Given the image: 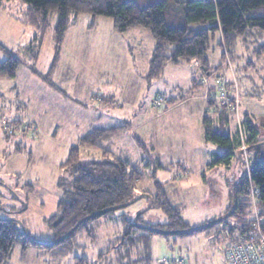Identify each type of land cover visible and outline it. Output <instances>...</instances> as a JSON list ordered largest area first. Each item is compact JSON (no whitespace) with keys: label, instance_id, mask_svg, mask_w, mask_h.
<instances>
[{"label":"rangeland","instance_id":"374dc122","mask_svg":"<svg viewBox=\"0 0 264 264\" xmlns=\"http://www.w3.org/2000/svg\"><path fill=\"white\" fill-rule=\"evenodd\" d=\"M0 2V43L22 60L17 77H0V218L17 220L31 235L47 240L54 236L47 219L59 213L63 187L74 178L61 164L70 147L96 126L131 122L132 128L124 126L104 147L143 171L133 194L137 200L118 210H125L128 220L134 223L132 211L144 206L143 217L131 234L121 232L115 218H110L117 214H111L90 220L88 229L79 231L80 247L65 250L58 246L42 258L37 253L43 249L31 247L30 252L23 254L18 244L9 263L76 264V256H80L89 258L90 264H132L133 253L138 251L135 255L150 264H164L166 259L177 258L184 259L185 264H226L227 229L237 222V216L230 214L232 182L236 177L235 185L241 186L247 167L239 145L234 148L229 166L209 165L215 153L223 154L228 147L205 140L202 103L191 95L203 90L197 92L193 88V79L207 86L209 98L215 99L213 107L231 112L232 133L238 128L243 132V119L248 114L259 131L263 141L260 147L264 150V53L259 52L264 44V30L249 28L238 42L234 57L224 42L223 59V49L212 42L208 77L203 68L200 71L188 64L169 63L163 76L148 84L144 73L154 49L153 35L150 34L140 54L135 37L117 32L111 17L98 16L95 27L91 14H81L69 25L53 76L66 96L31 71L32 58L27 46L36 30L23 20L28 5L22 0ZM57 20V12L52 11L37 62L41 72L49 70L54 58ZM7 56L0 50V60ZM198 71L202 73L200 77ZM223 82L230 90L232 86L238 87V113L218 97ZM185 93L190 95L188 101L167 103L168 98L180 99ZM159 94L164 98L160 101L162 109L154 103ZM96 97H106V101L99 105ZM9 129L14 133H9ZM137 139L144 147L138 146ZM250 157L253 166V150ZM103 158V149L82 150V162ZM156 161L160 167L156 168ZM156 180L162 183L170 203L192 225L225 218L202 232L184 236L156 234L149 242L143 236L148 233L143 227L168 221L163 209L150 205V194L158 193ZM145 193L149 196H143Z\"/></svg>","mask_w":264,"mask_h":264},{"label":"trees","instance_id":"16d2710c","mask_svg":"<svg viewBox=\"0 0 264 264\" xmlns=\"http://www.w3.org/2000/svg\"><path fill=\"white\" fill-rule=\"evenodd\" d=\"M26 3L27 12L24 17L26 25L33 27L36 33L27 46L32 63L31 70L39 75L48 84L57 87L53 81V74L60 62L66 31L72 19L81 14H91L93 18L108 16L113 19L117 32L124 33L131 28L143 27L153 34L156 44L149 61V67L144 77L148 84L161 78L169 63H189L198 59L201 67L210 72V58L208 53L215 42L223 49L224 42L231 55L236 56L238 42L245 37L249 28L258 27L264 30V0H22ZM57 12L58 20L55 26V51L51 67L47 72L37 68L41 48L46 33L51 25L50 13ZM0 50L8 56L0 60V77L15 78L22 65V60L13 51L0 43ZM260 53H264V44L260 46ZM193 88L197 89L198 81L193 79ZM200 85V84H199ZM59 89V88H58ZM188 93L182 94L180 99H170L168 104H175L188 98ZM106 101L104 97H96V101ZM214 98L208 99V105L203 117L204 136L206 141L227 146L223 154H214L209 164L230 165L239 145L241 152L242 137L239 128L235 133L229 131L231 112L214 109ZM168 105L165 106L167 108ZM164 108V105H163ZM236 113V112H235ZM218 124V125H217ZM245 141L249 151H254L255 161L251 167V174L255 184L261 190L264 202V150L261 149L263 141L259 137L257 127L247 115L242 123ZM30 126V123H28ZM125 124L110 127H95L79 138L78 142L70 147L68 157L61 164L63 168L71 171L73 180L63 187L58 202V212L47 219L54 232V238L47 240L31 235L23 230L15 219L0 218V264H5L20 244L23 250L36 247L51 252L56 247L70 249L79 245V231L88 229V222L95 218L113 214L124 204L133 201L136 183L143 173L137 165L128 159L112 155V151L104 147L105 142L115 136ZM218 126V127H217ZM140 147L142 142L138 140ZM144 147V146H143ZM103 149L104 158L82 162V150ZM20 151V148L16 149ZM156 168L160 163L156 161ZM156 177V172H153ZM241 186L237 187L235 177L232 182V209L231 213L237 216V222L231 227H239L248 213L246 193L248 178L241 176ZM0 184L2 182L0 181ZM158 193L150 194L152 207L161 208L166 213L168 221L145 228L150 235H192L202 232L215 225L218 221L213 219L198 225H192L182 216L180 209L170 203L162 183L156 180ZM145 193L143 196H146ZM134 203V202H133ZM129 206V205H125ZM106 210V211H105ZM105 211L97 216V212ZM87 220L82 221V219ZM142 218L140 213L135 222H130L123 215L126 234H131L133 227L137 226ZM82 221V222H81ZM142 227V226H138ZM94 236L93 234H90ZM63 253L65 251L61 250ZM76 264H90L86 258L76 256Z\"/></svg>","mask_w":264,"mask_h":264},{"label":"built area","instance_id":"2783aa9c","mask_svg":"<svg viewBox=\"0 0 264 264\" xmlns=\"http://www.w3.org/2000/svg\"><path fill=\"white\" fill-rule=\"evenodd\" d=\"M228 62L231 63L229 57ZM196 64L202 68L199 62ZM231 88L232 90L223 82L218 97L228 107L235 108V112L238 113L240 106V97L236 93L238 87L232 86ZM162 99H164L163 95L159 94L154 100V103L159 105L161 109L163 108L160 103ZM8 132L14 133L12 129H9ZM241 137V154L247 167L248 189L246 201L249 207L244 222L239 227L227 229L228 242L225 249V259L226 264H264V202L261 198V190L252 178L250 151L242 131ZM164 264H185V262L181 258L166 259Z\"/></svg>","mask_w":264,"mask_h":264},{"label":"crops","instance_id":"0c3cea01","mask_svg":"<svg viewBox=\"0 0 264 264\" xmlns=\"http://www.w3.org/2000/svg\"><path fill=\"white\" fill-rule=\"evenodd\" d=\"M0 1H2V0H0ZM1 3V2H0ZM97 18V17H96ZM96 18H94L93 20H95L94 21V26L96 27V25H97V19ZM73 20V22L75 23L76 21H77V19H72ZM72 22V23H73ZM149 29H147L146 30V28L145 29H143V27H135V28H131V29H129L127 32H124V33H126V34H128L129 36H131V37H135V44L137 45V47H138V49H139V52H140V54H141V50H142V48L145 46V43H146V41H148L149 39H150V37H151V35L150 34H152V33H150L151 31L149 30ZM67 32V31H66ZM124 33H121V34H124ZM153 35V34H152ZM154 37V36H153ZM66 39V34H65V38H64V40ZM154 41H155V38H154ZM155 44H156V41H155ZM155 44H154V48H155ZM63 50V49H62ZM154 50V49H153ZM131 52H132V50H131ZM130 52V53H131ZM152 53H153V51H152ZM62 54V53H61ZM151 56H152V54H151ZM61 58V57H60ZM147 61H148V58H147V60H146V63H147ZM149 61H150V59H149ZM199 62L198 61V59H193L192 60V62L189 64V63H186V62H180V63H182V64H188V66L189 67H191V68H193V69H197V70H200L201 68L199 67V66H197L196 65V62ZM141 63H143V65H144V62H141ZM179 63V64H180ZM58 66H59V64H58ZM58 66H57V68L55 69V71L58 69ZM148 67H149V63H147V70H148ZM202 70V69H201ZM200 70V71H201ZM32 71V70H31ZM54 71V72H55ZM147 72V71H146ZM201 72H199L198 71V76L199 75H201L200 74ZM145 74V73H144ZM205 74L207 75V77H208V72H205ZM18 75V74H17ZM53 76H54V74H53ZM17 77V76H16ZM200 77V76H199ZM195 79V78H194ZM197 79V78H196ZM44 81V80H43ZM53 81L55 82V79H53ZM44 82H46V81H44ZM56 83V82H55ZM46 84H48L47 82H46ZM198 84V88L196 89L197 90V92H198V90H203L202 92H199V93H194V94H191L192 95V98H198V99H200V101H201V103H202V106H201V111H204V115H205V112H206V110H208V107H209V105H208V99H209V96H210V91H209V89L207 88V86H204L203 87V85H199V84H201V83H197ZM49 86H51L52 88H54V89H56V90H59L60 92H62L63 94H65V92L63 91V89H61L60 88V86H58L57 84V86H58V88L57 87H54V86H52V85H50V84H48ZM193 85H194V83H193ZM209 86V85H208ZM239 88H240V86H239ZM66 96H68L67 94H65ZM105 98V100H106V97H104ZM171 99V98H170ZM169 98L167 99V101L168 100H170ZM188 99H190V96L188 97V98H186V99H184V100H181V102H186V101H188ZM103 102L104 101H102V103L100 102L99 103V105H101V104H103ZM23 103H26V102H24L23 101ZM106 106H108L107 104H105V107ZM176 107V106H175ZM214 109H215V107H214ZM166 111H168L167 109H166ZM108 112H110V110H108L107 111V113ZM240 115V114H239ZM248 115V114H247ZM249 116V115H248ZM204 117V116H203ZM31 119L32 120H34L33 119V117H31ZM119 121V120H118ZM126 123L128 124V128H132V123L131 122H128V121H126ZM110 126H113V125H110L109 123H107V124H105L104 126H96V127H110ZM93 128H91V130H92ZM90 131V130H89ZM88 131V132H89ZM116 136V135H115ZM115 136H113L112 138H110V139H108L105 143H107L108 145H110L109 144V142L110 141H112L113 140V138L115 137ZM137 144H138V146L140 147V145H139V143H138V141H137ZM21 149V148H20ZM108 149V148H107ZM109 150H111V149H109ZM112 151V155H115L116 156V154L113 152V150H111ZM150 205H152V203L150 204ZM149 205V206H150ZM143 207L144 206H141V207H136L132 212L134 213V215H135V220L137 219V217H138V215L140 214V213H143V212H141V210H143ZM139 213V214H138ZM113 214H117V216L115 217H110V218H115L114 220L116 221V223H117V225H118V227L120 228V230H121V232H126V227H125V225H124V221H123V215H125L126 216V212H125V210H121V211H117L116 213H113ZM111 214H109V215H105V217H108V216H110ZM104 217V216H103ZM143 217V216H142ZM102 218V217H101ZM108 221H111L112 219H107ZM100 225L102 224V223H99ZM54 234V233H53ZM156 234H154V235H150L149 234V232L147 233V234H144L143 236H144V238L146 239V240H148L149 242L151 241L152 242V240H154V236H155ZM139 237H142V235L141 234H139L138 235ZM54 238V236H51V238L49 239V240H52ZM81 240V238H80V235H79V239H78V241H80ZM94 240H95V238H94ZM79 247L81 246V244H80V242H79V245H78ZM82 247H85V246H83L82 245ZM31 251V248H28L27 250H23L22 249V252H23V254H27L28 252H30ZM49 251H46V250H42V251H38V253L37 254H40L41 256H42V258H44V257H48L49 256V253H48ZM110 252V251H109ZM137 252L138 251H136L135 253H133L134 254V259L133 260H131V259H129V260H131L132 261V264H150L149 262H143V257L142 256H138V255H135V254H137ZM151 252H152V254H153V252H154V249L152 248V250H151ZM14 253H15V251L12 253V255H14ZM103 254V253H102ZM13 257V256H12ZM11 258V257H10ZM84 258H86L87 259V261H89L90 262V259L89 258H87V257H84ZM101 258H102V256H101ZM145 258V257H144ZM140 259L142 260V261H140ZM177 259H179V258H177ZM125 260V259H124ZM184 260V259H183ZM11 261V259H9L5 264H10L9 262ZM21 262H23V260H21ZM125 262V261H124ZM184 262H185V260H184ZM91 263V262H90ZM126 263H129V261H127Z\"/></svg>","mask_w":264,"mask_h":264},{"label":"water","instance_id":"95a60500","mask_svg":"<svg viewBox=\"0 0 264 264\" xmlns=\"http://www.w3.org/2000/svg\"><path fill=\"white\" fill-rule=\"evenodd\" d=\"M146 196H149L148 194H146ZM139 199V198H138ZM137 199H134L133 201H130V202H128L127 204H124V205H122L121 207H125V205H130V204H132L134 201H136ZM106 211V210H105ZM105 211H101V212H97V213H95L94 215L95 216H97V215H99V214H101V213H104ZM87 218L88 217H86V218H84V219H82V221H85V220H87ZM81 221V222H82Z\"/></svg>","mask_w":264,"mask_h":264}]
</instances>
